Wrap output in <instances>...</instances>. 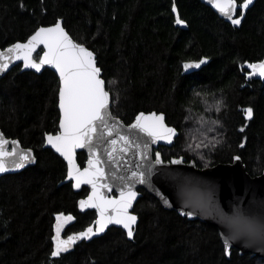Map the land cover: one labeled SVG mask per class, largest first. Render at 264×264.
Segmentation results:
<instances>
[{
	"label": "trees",
	"instance_id": "trees-1",
	"mask_svg": "<svg viewBox=\"0 0 264 264\" xmlns=\"http://www.w3.org/2000/svg\"><path fill=\"white\" fill-rule=\"evenodd\" d=\"M236 2L241 22L232 26L200 0H0V49L61 21L94 53L113 117L127 125L155 111L177 130L172 146L157 150L164 161L184 158L206 168L238 156L255 177L264 173V81L247 74L249 64L264 58V0H252L243 15V0ZM173 4L183 28L175 24ZM192 62L200 66L184 68ZM58 90L48 69L35 74L16 66L0 79V130L36 157L34 166L0 177V264H264L236 250L227 259L217 228L163 209L141 189L133 241L110 228L51 257L57 214L74 218L68 232L95 219L94 211H77L88 189L58 186L66 165L43 149L45 134L58 131ZM85 160L77 154L81 167Z\"/></svg>",
	"mask_w": 264,
	"mask_h": 264
},
{
	"label": "snow or ice",
	"instance_id": "snow-or-ice-1",
	"mask_svg": "<svg viewBox=\"0 0 264 264\" xmlns=\"http://www.w3.org/2000/svg\"><path fill=\"white\" fill-rule=\"evenodd\" d=\"M209 3L221 15L231 20L233 25L240 24L239 18H233L237 11L236 0H209ZM252 0H243L239 5L240 15L247 9ZM176 11L175 5L173 12ZM177 24H184V21L177 17ZM39 45H43V54L39 56L37 62L33 58V53ZM13 60H22L25 68H32L39 72L44 65H49L56 70L59 75V109L60 131L55 135L45 134V143L50 145L60 156L67 161V178L73 181L72 186L79 188L81 184H88L92 187V192L87 200L80 201L81 209L95 208L98 219L95 221L96 227H88L84 231L67 236L61 239V230L65 224L74 219L71 215L65 216L59 213L56 216L55 235L52 236L53 250L50 255L53 258L59 257L61 253L68 251L72 244L78 239H88L95 233L103 232L109 224L121 225L127 230L129 238L133 237V227L137 217L129 212L132 202L137 193L132 190L131 183H126L120 189L118 198H106L101 189L111 188L107 183L109 173L105 169V161L99 154L101 145H105V153L108 161L119 168L118 161L122 158L120 154H126L130 148L135 147L139 151L142 160L147 159V143L138 142V137L128 135L120 131L121 125L112 116L110 111V92L106 90L105 80L101 78V68L97 66L94 53L84 44L74 41L68 32L61 26L59 20L49 27H39L30 35L25 43H15L6 50H0V72L5 71ZM203 63V61H200ZM200 63H185L184 68L189 69L199 67ZM253 70L249 75L259 72L264 77V61L248 65ZM108 83H114L110 81ZM246 116H252V109L245 110ZM163 115L151 113L145 115L140 113L136 116L135 122L128 125V129L138 131L151 138L155 143L157 140L171 141L175 135V129L167 127L163 123ZM115 136V138H110ZM109 137L110 139H106ZM8 143L0 134V172L8 170L9 167L15 169L23 168L26 162L33 161L30 150L6 151L5 145ZM12 145L18 142L11 141ZM120 145L117 150V145ZM87 148L89 152L88 166L81 169L74 159L75 150ZM8 157H11L9 161ZM238 159V157H237ZM157 164L161 163L160 154H156ZM179 163V161H173ZM139 167V166H138ZM147 174H151V166L147 167ZM112 178L122 182L129 178L116 176L112 173ZM146 173L144 171H133L131 177L139 178L140 183H146ZM166 204L167 200L164 201ZM192 215L193 213H186ZM231 224H240L238 217L229 219ZM241 230L254 233V229L245 227L237 228L231 237L224 239L225 253L230 248V240L234 239Z\"/></svg>",
	"mask_w": 264,
	"mask_h": 264
},
{
	"label": "water",
	"instance_id": "water-1",
	"mask_svg": "<svg viewBox=\"0 0 264 264\" xmlns=\"http://www.w3.org/2000/svg\"><path fill=\"white\" fill-rule=\"evenodd\" d=\"M200 2L203 5L209 7L220 19H222L223 21H225L226 23L232 26H236L231 23V20L221 15L214 7H212V5L209 3V0H200ZM174 5L175 4H173V6ZM173 6H172V13L175 19V24L183 28L184 24L181 25L176 23V19L177 17H179V14L176 5H175L176 11L173 12ZM237 10H238V5H237ZM236 15H237V11L234 13L233 18H236ZM61 26H62V22H61ZM27 39L19 43H25L27 42ZM10 46L0 50H6ZM42 54H43V45H39L36 51L33 53V58L38 62L39 56ZM37 55L38 57H36ZM260 61H264V58ZM260 61H257L255 63H258ZM16 66H20V72H33L35 74H40L45 69H48L51 72H53L59 80V75L58 73H56V70L53 67L49 65H44L42 66L41 70L37 72L35 69L25 68L22 60H13L5 71L0 72V79H2L13 67ZM194 68L195 67L189 68V70H192ZM252 72L253 70L249 68V73ZM249 73L247 74L248 80L255 79V80L264 81V77H261L258 71L255 72V74L253 75H249ZM101 75H102V71H101ZM57 101H58L57 108L59 111V119H60L59 90H58ZM110 111H111V105H110ZM151 113H155L157 115H163L164 117L163 123L167 127L175 129L173 126H170L166 123L165 115L162 113H156L155 111H152L144 114L147 116ZM136 116L130 124L135 122ZM114 118L115 121H113V123L118 121L119 124L121 125L120 131L124 132L125 134L134 135L138 137V142L141 143V145H143V143L145 142L147 143L148 145L147 159L142 160L140 155L138 154V152L142 151L143 148L137 150L135 147H133L130 148L126 154H120L122 158L118 161L119 168H117L111 162L108 161V157L104 151L105 145H101L99 149V154L101 158L105 161V169L109 173V176L107 178V183L111 185L110 189L109 188L101 189V191L103 192L106 198H118L120 196V189L124 188L126 183H131L132 190L137 193L136 198L132 202V207L129 208V212L131 214L136 216V214L133 213V208L135 203L141 196V193L138 191L139 189H141L145 191L148 195L156 199L163 209L168 211H174L180 217L186 218L189 221H200L202 223L217 228L220 240L224 248V254L227 259H229L232 250H236L239 255L250 254L260 259H264V173L255 177L250 176L247 173L244 164L242 163L241 159L238 156H235L233 158L232 163H226V164L219 163L214 166H210L206 168H198L196 167L195 162L193 161L187 162L184 158H172L168 161H164L161 156V153L159 151L154 152V150H157L159 147L162 146L171 147L175 138L178 136V132L176 129H175V135L172 136L171 141L157 140L155 143H153L150 137L142 133H139L138 131L128 129V125L130 124L126 125L119 118L116 117ZM59 131L60 128L58 123L57 132ZM0 134H2L3 138L8 141V143L5 145L6 151L11 152L13 147H16L17 152L23 150H30L31 155L34 158L33 161L26 162L23 168L15 169L13 167H9L8 170L4 172H0V177L6 175L19 174L22 171L36 164V157L32 149L23 147L20 144V142L16 139L6 138L1 130H0ZM110 138H115V136ZM110 138L106 137V139H110ZM13 140L17 141L18 144L15 146L12 145L11 141ZM116 147L118 150L120 145L118 144ZM43 149L51 150L66 165V176L64 180L58 184V186L70 183L71 188L75 193L80 192L83 187H86L88 189V195L85 198H81L77 201V211L79 213H84L86 211H94L95 219L92 221L90 225L85 227L83 230L71 233L70 235L84 231L88 227H92L93 230H95L96 227L95 221L98 219L97 210L91 207L84 209H81L80 207V201L87 200L88 196L91 194L92 192L91 185L81 184L79 188H74L72 186L73 181L67 178V167H68L67 161H65L63 157L59 155V153H57L53 148H51L50 145H47L45 143V137H44ZM78 153H84L86 156V161L83 167H81L77 162ZM157 153L160 154L161 163L159 164L155 162ZM6 159L11 161L12 158L8 157ZM74 159L76 161V164L81 169L87 167L88 166L87 162L89 159L88 149L87 148L76 149ZM173 161H179V163H173ZM149 165L151 166L152 169L150 175L147 174L146 171ZM133 171H144L146 173L145 176L146 183L142 184L139 182V178L131 177V172ZM112 173H115L116 176H124L129 179L122 182L119 179L112 178L111 175ZM165 200L168 201L167 204L164 202ZM189 212L193 214L187 215L186 213ZM233 217H238L240 224L236 225L229 223V219ZM137 222H138V218L135 224L132 225L133 227L132 238L128 237L127 230H125L121 225L109 224L107 225V227L104 229L103 232L95 233L94 231V234L90 236V238L88 239L81 238L76 240L72 244L71 248L68 249L67 252L72 251L74 247L77 244H80L81 242L88 243L95 238H99L103 236L110 228L121 229L125 233L126 238L129 241H133L136 232ZM246 226L254 229V233L246 230H241L234 239L230 240V248L228 253L226 254L224 247V239L231 237L233 233L236 232L238 227L244 229ZM54 235H55V225H54ZM66 238L61 237V239H66Z\"/></svg>",
	"mask_w": 264,
	"mask_h": 264
},
{
	"label": "flooded vegetation",
	"instance_id": "flooded-vegetation-1",
	"mask_svg": "<svg viewBox=\"0 0 264 264\" xmlns=\"http://www.w3.org/2000/svg\"><path fill=\"white\" fill-rule=\"evenodd\" d=\"M68 227H69V224H65L64 227L62 228L61 230V237L62 238H66L68 235H70L71 233H74V232H68Z\"/></svg>",
	"mask_w": 264,
	"mask_h": 264
}]
</instances>
